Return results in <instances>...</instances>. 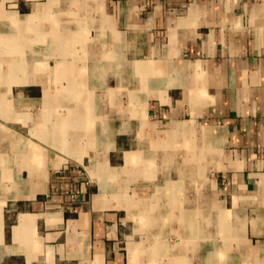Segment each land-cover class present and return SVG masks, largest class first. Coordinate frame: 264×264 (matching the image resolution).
<instances>
[{"label": "crops", "instance_id": "1", "mask_svg": "<svg viewBox=\"0 0 264 264\" xmlns=\"http://www.w3.org/2000/svg\"><path fill=\"white\" fill-rule=\"evenodd\" d=\"M0 264H264V0H0Z\"/></svg>", "mask_w": 264, "mask_h": 264}]
</instances>
